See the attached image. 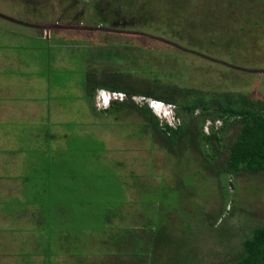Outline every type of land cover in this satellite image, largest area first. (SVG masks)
<instances>
[{"label": "rangeland", "instance_id": "obj_1", "mask_svg": "<svg viewBox=\"0 0 264 264\" xmlns=\"http://www.w3.org/2000/svg\"><path fill=\"white\" fill-rule=\"evenodd\" d=\"M50 1L54 5H49L46 11L54 13L57 9V14L63 5L58 0ZM82 1L92 7L98 0ZM172 2L178 4L169 5ZM152 4L151 12L154 11V17L152 14L148 20L134 9L125 14V6L118 8L114 4L112 8H107L110 12L116 9V13L120 10V17L130 18L133 15L136 18L135 22L127 23L126 27L134 32L123 34L79 29L82 25H88L82 21L76 23L77 28H51V36H48L41 29L0 17V37L3 36L0 38V69L5 68L0 73V78L10 77L0 81L10 84L21 83L25 79L28 84L40 83L37 90L26 93V96L32 98L45 97L50 102L55 93L60 91L67 102L71 101L72 107L78 100L75 119L68 118L71 124L68 125L70 133L67 145L71 151L59 153L61 161L65 158L70 162L69 173L74 181V184L70 182V186L74 187V192H63L74 198L70 206L74 208L72 219H75L76 230H107L104 222L107 212L111 208L121 206L124 209L126 206L123 203V189L127 198L138 196V191L129 186L131 181L127 182L130 173L149 177L142 179L153 186L161 181L162 175L165 178L172 175L170 168L164 164V151L155 149L154 146L150 148L149 139L147 138V142L146 138L137 134L140 121L137 115L125 116L124 124H110L100 113L93 114V117L88 113L85 105L88 99L84 92L87 69L121 67L123 59H126L131 62L136 75L137 68L150 65L158 68L160 78L165 82L174 81L182 86L203 90L232 89L264 101V72L242 70L264 69L263 34L258 36V41L251 50L244 47L243 43L247 38L243 36V42L237 41L241 36L229 17L217 19L206 15L207 10L218 14L220 5L216 4V0H157ZM28 8L30 6L24 5L23 0H0V13L39 24L40 21L34 15L25 17L30 12ZM99 8L102 9V6ZM41 10L43 11L42 8ZM255 11L257 12L256 7ZM88 12L92 13L93 9L89 8ZM239 17H244V12ZM216 27L219 29L214 30ZM150 35L163 37L190 51L156 40ZM112 48L115 49L113 55L119 61L122 59L120 62L97 63L96 66L90 64L95 62L93 55H102ZM46 77L51 78V81ZM126 77L130 81L133 78L138 80L136 77ZM134 99L139 103L143 102L142 97ZM148 101L152 103L151 100ZM63 105L64 102L59 104L61 111ZM159 111L161 113V109ZM74 120L91 126H87L89 130L86 131L77 130L73 127ZM97 150L98 155L94 157L99 165L90 167L91 153ZM191 165L193 166L187 170L197 167L193 160ZM108 167L113 168L116 174L110 173L107 178H103L101 174L106 173ZM206 176L209 174L199 168L198 173L193 174L189 180L183 183L175 181L172 193L156 198L162 200L164 208L152 212L145 226L147 230L152 226L149 227L153 240L151 247L158 250V255L154 256L157 258L155 264H170L173 261L175 264H188L189 261L191 264L225 263L237 256L241 239L249 233L250 227L264 222L263 175L227 176L224 183L229 184L232 180L235 185L233 188L229 187L230 198L227 201L222 197L217 178L211 176L206 180ZM165 182L169 183L168 179ZM60 184L56 189L66 188L62 182ZM138 201L134 200L130 204L140 206ZM152 206L156 204L153 203ZM203 208L210 214L202 217ZM219 214L221 215L218 217ZM140 224L137 223L136 227ZM164 234L168 239L163 238ZM158 240L160 241L157 243ZM100 243L103 246L106 244L103 237ZM103 251L107 252L105 249Z\"/></svg>", "mask_w": 264, "mask_h": 264}, {"label": "trees", "instance_id": "obj_2", "mask_svg": "<svg viewBox=\"0 0 264 264\" xmlns=\"http://www.w3.org/2000/svg\"><path fill=\"white\" fill-rule=\"evenodd\" d=\"M155 1L157 0H104V4H110V8L114 4L118 5V8L125 6V14L133 9L137 10L138 14L148 20L152 14L154 17L151 4ZM100 3L97 1L94 11L100 19L102 18V22L105 16L103 10L99 9L100 6L103 7ZM216 4L220 5L217 15L209 10L205 11V14L209 18L229 17L230 22L239 30L241 37H238L237 41L243 42L242 37L245 36L247 41L243 46L251 50L256 45L258 36L264 35V0H216ZM37 9L40 10L39 5ZM113 12L116 13V9ZM241 12H244V17L240 18ZM217 29L219 28H214ZM114 50L112 48L110 52L102 55H93L95 62L90 64L96 66L97 63H117L118 58L113 55ZM137 72L138 75L133 71L131 62L126 59H123L121 67H104L102 70L89 68L85 71L84 79L86 97L94 100L99 89L123 93V99L113 100L109 107L100 109V113L110 124H124L125 116L137 115L140 119L137 134L146 138L147 142L149 139L150 148L154 146L155 149L164 151V164L170 168L172 175L170 178L162 175L161 181L153 186L142 179L149 177L130 173L127 182L131 181L129 186L138 191V196L127 198L123 189V203H126V206L124 209L121 206L109 207L111 209L104 218L107 230L75 236L76 242L71 252L72 264H155L157 258L154 256L158 255V250L151 247L153 240L149 227L152 226L147 230L146 221L156 209L161 211L164 208L162 200L156 198L172 193L175 181L183 183L198 173L199 168H203L205 173L209 174L204 179L215 176L221 186L222 197L227 201L230 198L229 187H235L232 180L229 184L224 183L227 176H264L263 100L232 89L203 90L182 86L174 81L165 82L160 78L158 68L150 65L137 68ZM126 76L136 77L138 80L133 78L130 81ZM135 96L142 97L143 102L135 101ZM151 98L174 105L178 123L173 126L161 121L149 106L148 99ZM98 152L99 150L91 153L90 167L99 165L94 157ZM191 160L196 162L197 167H192L189 171L187 169L193 166ZM115 172L113 168L108 167L106 173L101 175L107 178L110 173L116 174ZM165 179H168L169 183H166ZM178 193L179 191L176 194ZM134 200H139L140 206L134 203L131 205L130 202ZM153 203L156 206H152ZM243 210L242 208L241 212ZM202 212V217L210 214L206 213L204 208ZM137 223L140 225L136 227ZM102 237L106 243L104 246L100 243ZM163 238L168 239V236L164 234ZM240 246L234 259L214 264H264V222L251 226L249 233L241 239ZM170 264H175V261Z\"/></svg>", "mask_w": 264, "mask_h": 264}, {"label": "crops", "instance_id": "obj_3", "mask_svg": "<svg viewBox=\"0 0 264 264\" xmlns=\"http://www.w3.org/2000/svg\"><path fill=\"white\" fill-rule=\"evenodd\" d=\"M46 33L51 36L49 29ZM40 86L25 79L10 84L0 81V264H72L75 236L92 233L75 229L70 206L74 198L63 192H74L70 162L61 161L59 153L71 151L68 118L75 119L78 100L72 107L60 91L50 102L26 96ZM97 92L94 100L85 102L92 117L101 112ZM87 126L91 124L73 122L77 130H89ZM61 182L68 189H56Z\"/></svg>", "mask_w": 264, "mask_h": 264}, {"label": "flooded vegetation", "instance_id": "obj_4", "mask_svg": "<svg viewBox=\"0 0 264 264\" xmlns=\"http://www.w3.org/2000/svg\"><path fill=\"white\" fill-rule=\"evenodd\" d=\"M98 2H101L100 4H103L102 10H103V15L105 16L104 18L105 20L102 22H101L102 18L100 19L98 14L95 13L94 11L95 9L94 6L96 7V5H93L92 7H90V5L87 4V2H84L82 0H58V3L63 6L59 8V11L57 14H56L57 9L53 11L54 13H50L46 11L49 5H54V3H51L50 0H39V1L23 0V4L26 6L29 5L30 9L33 10L32 12L33 14H32L31 10L28 8L29 9L28 11L30 12H28V14L25 15V17L30 18L31 16L34 15L35 18L40 21L39 24L23 21V24L30 26L32 28L41 29L40 31L42 33L44 31L46 32L48 29L49 31H51V28L52 29L54 28H57V29L77 28L75 26L76 23L82 22V21L88 24L86 25L87 27H96L95 28L96 30L106 33V34L107 33L123 34L125 32H130V31L134 32L133 30H129L126 28L127 23L135 22L136 18L134 16L131 15L130 18H125L123 16L120 17L119 12L114 13V12L108 11L107 8L111 7L110 4L105 5L104 0H98ZM79 4H81L82 7ZM38 5L40 7V10L37 9ZM41 8L43 9V11L41 10ZM89 8L93 9L92 13L88 12ZM104 10H107V12H105ZM52 20H56V22L53 23L51 22ZM62 21L66 23H61ZM94 23L100 26H97L96 24L92 26V24ZM41 25H44V28L39 27ZM55 25H59V27H56ZM83 26L84 25H82V27ZM128 26H130V24H128ZM82 27H80L79 29H83ZM97 27H101V28H97ZM72 31H76V30H72ZM88 31H91V30H88Z\"/></svg>", "mask_w": 264, "mask_h": 264}, {"label": "clouds", "instance_id": "obj_5", "mask_svg": "<svg viewBox=\"0 0 264 264\" xmlns=\"http://www.w3.org/2000/svg\"><path fill=\"white\" fill-rule=\"evenodd\" d=\"M11 22H13V21H11ZM17 23H19V22H17ZM21 24H23V23H21ZM103 91H109V90L99 89V91L97 92L98 95L96 96V99H97V106L102 108V109H105V108L110 106V104L113 100H117V99H110L107 96L104 97ZM148 100L152 101L151 104L148 101L149 106L151 107L153 112L161 119V121L167 122L173 126L178 123L179 119L176 118L174 105L167 104V103L157 101V100H153V99H148ZM156 105L159 106V110L161 108V113L159 110L156 109ZM206 130H208V128H206Z\"/></svg>", "mask_w": 264, "mask_h": 264}, {"label": "water", "instance_id": "obj_6", "mask_svg": "<svg viewBox=\"0 0 264 264\" xmlns=\"http://www.w3.org/2000/svg\"><path fill=\"white\" fill-rule=\"evenodd\" d=\"M0 17H2V18H5V19H7V20H11V21H13V22H19V23H22L23 21H21V20H18V19H15V18H13V17H10V16H7V15H4V14H2V13H0ZM56 27H59V25H55ZM39 27H43L44 28V25H41V26H39ZM83 29H88V30H96L95 28L96 27H87V26H83L82 27ZM97 28H101V27H97ZM151 37H154V38H156V40H159V41H162V42H165V43H169V44H171V45H173V46H177V47H180V48H183V47H181L179 44H177V43H175V42H172V41H170V40H168V39H165V38H163V37H158V36H152V35H150ZM184 49V48H183ZM184 50H188V49H184ZM188 51H190V50H188ZM192 53H196V54H199V55H201V56H204L203 54H201V53H197V52H195V51H192ZM205 57V56H204ZM230 67H232V68H237V69H241V68H239V67H236V66H233V65H229ZM242 70H245V71H250V72H264V69H242Z\"/></svg>", "mask_w": 264, "mask_h": 264}, {"label": "built area", "instance_id": "obj_7", "mask_svg": "<svg viewBox=\"0 0 264 264\" xmlns=\"http://www.w3.org/2000/svg\"><path fill=\"white\" fill-rule=\"evenodd\" d=\"M103 96H107L110 99H123L125 95L123 93L115 92V91H103Z\"/></svg>", "mask_w": 264, "mask_h": 264}, {"label": "bare ground", "instance_id": "obj_8", "mask_svg": "<svg viewBox=\"0 0 264 264\" xmlns=\"http://www.w3.org/2000/svg\"><path fill=\"white\" fill-rule=\"evenodd\" d=\"M135 97H136V96H135ZM151 99H152V98H151ZM156 109L159 110V106H158V105H156ZM160 109H161V108H160ZM158 119H159V118H158Z\"/></svg>", "mask_w": 264, "mask_h": 264}]
</instances>
